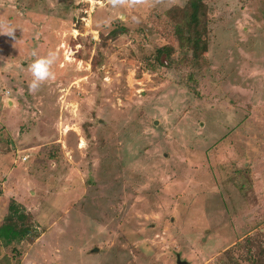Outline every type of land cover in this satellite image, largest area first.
I'll list each match as a JSON object with an SVG mask.
<instances>
[{
	"label": "rangeland",
	"instance_id": "rangeland-1",
	"mask_svg": "<svg viewBox=\"0 0 264 264\" xmlns=\"http://www.w3.org/2000/svg\"><path fill=\"white\" fill-rule=\"evenodd\" d=\"M188 1L0 0V226L38 235L0 264L264 263V0H205L203 60L158 66Z\"/></svg>",
	"mask_w": 264,
	"mask_h": 264
},
{
	"label": "trees",
	"instance_id": "trees-1",
	"mask_svg": "<svg viewBox=\"0 0 264 264\" xmlns=\"http://www.w3.org/2000/svg\"><path fill=\"white\" fill-rule=\"evenodd\" d=\"M168 17L174 22V35L178 41V47L164 46L155 51V63L158 66L171 67L176 63L173 56L180 53L188 61V65L198 64L208 52L209 46V18L208 6L205 0H189L184 8L174 7L168 12ZM123 27L113 31V38L125 33ZM177 50V51H176ZM176 52V53H175ZM166 58V62L163 61ZM31 216L24 207L12 200L4 222L0 226V242L6 247L20 244L30 239L38 238L30 224ZM237 264V263H234ZM254 264H264L254 262Z\"/></svg>",
	"mask_w": 264,
	"mask_h": 264
},
{
	"label": "clouds",
	"instance_id": "clouds-1",
	"mask_svg": "<svg viewBox=\"0 0 264 264\" xmlns=\"http://www.w3.org/2000/svg\"><path fill=\"white\" fill-rule=\"evenodd\" d=\"M13 30L14 28L11 27H0V34L13 36ZM33 55L36 58L28 65V70L31 74V80L28 83L29 92L37 90L42 83L52 79L53 73L51 71V66L56 59L54 51H49L48 53L40 56H37L35 53H33Z\"/></svg>",
	"mask_w": 264,
	"mask_h": 264
},
{
	"label": "built area",
	"instance_id": "built-area-1",
	"mask_svg": "<svg viewBox=\"0 0 264 264\" xmlns=\"http://www.w3.org/2000/svg\"><path fill=\"white\" fill-rule=\"evenodd\" d=\"M8 94H9V92H7V95H8ZM27 160H28V157H27V156H25V157L22 158V161H23V162H26Z\"/></svg>",
	"mask_w": 264,
	"mask_h": 264
},
{
	"label": "water",
	"instance_id": "water-1",
	"mask_svg": "<svg viewBox=\"0 0 264 264\" xmlns=\"http://www.w3.org/2000/svg\"><path fill=\"white\" fill-rule=\"evenodd\" d=\"M96 251H98V249Z\"/></svg>",
	"mask_w": 264,
	"mask_h": 264
}]
</instances>
